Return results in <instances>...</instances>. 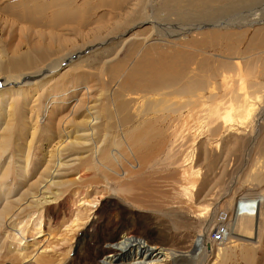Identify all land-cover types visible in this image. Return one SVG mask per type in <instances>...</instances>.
Instances as JSON below:
<instances>
[{"label": "rangeland", "instance_id": "374dc122", "mask_svg": "<svg viewBox=\"0 0 264 264\" xmlns=\"http://www.w3.org/2000/svg\"><path fill=\"white\" fill-rule=\"evenodd\" d=\"M66 1L72 2L74 6H83L85 14H89L86 15L85 22L78 20L66 25L50 24V16L56 11L53 0L0 1L1 53L10 55L15 49L26 51L38 46L45 48L47 45H53L55 49L64 48L63 52L50 57L42 67L43 72L50 70L51 63L61 64L69 58L81 56L75 65H65L55 73L39 72V74L30 75L31 73L28 72L23 74L24 78L34 77V80L30 79L28 85L22 83L19 84L20 86L11 84L7 86L14 87L13 90L18 92L17 96L14 92L0 88L5 95L0 92V264H22L15 256V252L8 249L10 245L15 246L18 242L13 230L19 222L22 223L21 226L25 225L23 228L26 239H31L33 236L34 224L38 221L41 222L40 231L42 233L36 242L37 245L39 243L38 247L47 248V264H87V256H95L91 249V246L95 245L93 244L95 233L108 241L115 238L113 242H109L112 246L117 245L121 241L120 238L125 235L134 238L135 241L145 243L149 247L172 249L180 254H185L193 249V241L199 234L198 231L205 232L209 228V233H211L219 226H215V224L209 226V222H205L203 217L198 216L203 213V207L212 204L210 207L212 209L215 205L214 219L218 222L217 219L222 214L228 213L231 218L229 212L234 211V206L227 208L223 205L224 201L231 200V197L235 196L232 199L234 202L243 196L246 199H261L263 196L262 199H264V187H262L264 184L256 188L255 181H253L254 167L260 166L258 162H261L262 158L257 154L248 156L245 149L234 155L236 150L242 148L241 142L245 144L244 147L248 144L247 141L244 143V139L240 140L241 136L246 138L249 131H244V134L241 135H236L234 132L227 135L222 132L223 130L221 133L219 131L214 134L213 126L209 128L198 126L199 128L195 127L190 132L188 131L189 133L185 130L184 138H180L176 146L173 147L174 154L172 155L177 158H174V163L179 165L166 169L162 168V162L165 163L167 155L166 145L156 135V130L145 132L137 139L143 141L142 146L131 148L130 144L131 150L128 151L124 146L126 144H122L120 140L115 142L111 133L98 129L95 130L92 139L89 138L86 142H81L83 146L66 152L62 162H66L68 168L62 170L60 176L55 177V185L50 188L47 196L48 200L54 197L55 202L45 205L41 210L33 206L25 209L32 197L39 195V189L42 188L43 183L48 181V179L41 178L48 166L46 153L64 138L65 140L68 138V141L71 142H74L75 139L85 141L82 140L83 135L77 134L73 124L69 123L64 127V123L67 121L65 116L72 110H76L77 113H85L90 108H95L98 112L104 111L106 108H113L111 100L113 93L118 90L117 78L109 79L103 72V68L115 64L113 59L115 61L125 60L128 47L132 45L133 41H128L121 49L116 48L113 53L112 49L115 48L116 39L124 33L127 36L134 33L139 35L146 33L150 28L148 22L153 20L155 29L152 31L150 41L152 44L154 42L161 44L163 43L161 40L169 41L166 33L178 32L180 28H183L182 26L193 24L191 21L195 19L192 14L184 13L177 17L178 13L159 11V0H122L120 7L115 5L116 9L112 10L105 6V2L107 3L108 0ZM239 2L237 6H228L230 8L225 9L227 11L219 18L213 16L214 21L218 22L219 20V23L230 22L229 24H232L243 18L248 19L256 13H259L260 18L264 19V0H242ZM24 3L27 4L23 6ZM17 4L21 5L17 11L20 16L23 11L27 12L25 11L26 7H36L35 16L39 20L33 21L29 18L30 13L28 12L26 19L17 20L7 8V6ZM231 7L233 8L231 9ZM218 13L215 14L216 17H218ZM128 15L130 16L129 23L123 24L121 19ZM193 22L199 23L198 20ZM119 23L122 26L118 30L113 29L112 33H103L97 39L98 41H91V37L89 38L93 32L99 31L100 28H106L104 26L116 28ZM64 26L68 28H64ZM256 26L239 43L238 48L241 50L239 55L231 56L227 52L220 53L223 50L219 49L218 53L215 52L216 59L223 61H227L226 57L233 58V61L238 59L242 65L244 61L241 57ZM158 31H163L165 35ZM235 31L237 29H234ZM53 35L56 38L63 39L65 37L68 39L66 48L58 42L57 44L53 43L56 39L52 38ZM191 35H185L184 41H190ZM103 43L107 45L100 46L98 49L95 47V45ZM92 47L95 49L86 54L82 53ZM92 51L94 53H91ZM87 57L89 58L87 59ZM257 77L251 82L258 84L255 87L260 88L257 96L262 94L261 100L264 104V77L260 75ZM74 87L79 90L74 91V94L68 92V89L72 91ZM246 87L247 84L243 89V91L246 89L244 92L246 96L255 93L253 89ZM86 88L89 89L88 94H86ZM2 99L7 100V103ZM58 99L64 104L60 105ZM52 100L55 101L52 107L56 108L53 110L56 118L54 122L39 124L37 121V125L34 126L36 119H41L45 105ZM3 103H5L6 109L8 108L4 112L2 110ZM95 144L97 146L107 145L110 150L121 155V158L129 160L136 158L142 161L144 166L131 179L116 180L110 172L104 175L101 171H83L82 157L86 156V150ZM77 157L80 158L76 160ZM117 157L120 158V156ZM184 159L188 160L187 164L183 163ZM146 161L150 163L145 164ZM154 162L158 164L151 166ZM116 165L114 164L115 167L110 165V167L119 172L129 169L128 167L119 168V166L116 168ZM190 165L194 173L198 172V177H192L191 173H187V171L190 172ZM76 174H85L82 185L69 183ZM192 186L194 189H191ZM200 186L203 187L202 191L196 197L195 190H199ZM184 188L191 191V194L183 192ZM248 188L250 189L248 190ZM249 191L250 193L254 191L255 194L254 192L250 194ZM81 200L91 204L87 205L89 210H81ZM10 217L14 218L8 221ZM77 217H80L79 220L76 219ZM105 224L109 226L105 228ZM18 227L20 226L18 225ZM208 238L210 239V234ZM238 238L242 241L246 240L242 237ZM263 241L264 239L258 246L261 248H257L258 250L256 249L253 253L254 258L256 256L254 264H264ZM223 244L210 243L209 248H211L212 256L209 264H222L217 258L218 250L224 248ZM239 245L240 243L237 246ZM115 248L117 249V247ZM206 249H199V253L197 249L192 261L179 258L175 264H204ZM129 261L128 259L127 262ZM226 261L223 264H245L237 255Z\"/></svg>", "mask_w": 264, "mask_h": 264}, {"label": "bare ground", "instance_id": "6f19581e", "mask_svg": "<svg viewBox=\"0 0 264 264\" xmlns=\"http://www.w3.org/2000/svg\"><path fill=\"white\" fill-rule=\"evenodd\" d=\"M239 1L242 0H159V11L165 10L167 11L166 13H178L179 16L177 17H180L184 13L187 15L192 14L195 16V19L191 21L193 24L182 26L183 28H180L178 32L172 31L166 33L169 41L161 40L163 42L161 44H155V42L152 44L150 41L152 31L155 29L153 20L148 22L150 28L147 29L146 33L140 35L134 33L130 36L124 33L119 37L117 36V43L115 48L112 49L113 53L116 48L121 49L128 41H133L132 45L128 47L125 60L115 61L113 59L115 64L103 68V72L109 79L117 78L118 90L113 93L111 100L113 108H106V110L101 112L96 111L95 108H90L85 113H77L76 110H72L65 116L67 121H65L64 127L69 123L73 124L77 130V134L83 135L82 140L85 141L75 139L74 142H71L68 141V138L67 140L64 138L58 141L46 153L48 166L41 178L48 179V181H45L42 188L39 189V195H34L31 202L26 206L24 205L25 209L33 206L41 210L45 205L55 202L56 199L54 197L48 200L47 196L49 195L50 188L55 185V177L60 176L62 170L68 168V165L65 164L66 162H62L66 152L70 149L76 150L77 147H81V142H86L89 138L92 139L95 130L98 129L111 133L115 142L116 140H120L122 144H126L124 146L128 151L131 148L142 146L143 141L137 139L145 132L156 130V135L166 145L167 155L165 163L162 162V168L166 169L167 167L179 165L174 163L175 157L172 155L174 154L173 147L176 146L180 138H184L183 132L185 130L190 132L195 127L199 128L202 126L209 128L213 126L212 132L214 134L219 133V131L221 133L222 130L227 135H230L232 132L236 133V135H241L242 133L244 134V131H249V135L246 138L243 136H241V140L238 138L240 141L244 139V143L247 141L248 144L246 143L247 145L244 147L243 145L245 144L241 142L242 148L236 150L234 155L241 153L242 149H245L248 156L257 154L261 157L262 161L258 162L260 166L254 167L253 181H255L256 188L264 184V104L261 100L262 94L257 96L259 94L258 89L260 88L255 87L258 84L251 82L259 75L264 77V19L260 18L261 15L259 13H256L248 19L243 18L241 21L233 22L232 24H229L230 22L219 23V20L218 22L214 21L215 18H219L221 14L227 11L225 9L230 8L228 6H237L240 3ZM121 2L122 0H108L107 3L105 2V6L112 10L116 9V6L120 7ZM53 3L56 11L50 16V24L60 23L66 25L78 20L85 22L86 15H89L85 14L83 6H74L72 2L66 0H53ZM26 4L24 3L23 6ZM20 6V4L10 5L7 8L17 20L26 19L27 12L30 13L29 18L33 21L39 20L35 16L36 7H26L25 11L27 12L23 11L20 16L19 12H17ZM87 12L90 13V11ZM216 13H218V17H216ZM129 19L130 16L128 15L122 18L121 21L123 24H127L129 23ZM197 20L198 24L193 22ZM145 21L147 22L148 19ZM143 23L145 22L143 21ZM121 26L122 24L120 23L116 28L104 26L106 28H100L99 31L93 32L89 38L91 37V41L97 40L103 33H112L113 29L118 30ZM254 26L256 27L249 37L247 47L241 57L244 61L242 65L238 59L234 61L233 58L228 57L225 58L227 61L216 59L215 52L218 53L219 49L223 50L220 53L227 52L231 56L239 55L241 53V50L238 48L239 43L246 38ZM64 28L68 27L64 26ZM234 29H237V31L234 32ZM160 33L165 35L163 31ZM187 34L192 35L190 41L186 42L184 41V36ZM52 38L56 37L53 35ZM90 39L89 42H91ZM57 42L66 48L69 40L65 39V37L63 39L58 37L54 39L53 43L57 44ZM103 45L107 44H98L95 47L98 49L100 46L103 47ZM93 47L86 49V51L84 50L82 53L86 54L90 52L95 49ZM105 48L103 49L105 50ZM64 50L61 47L55 49L53 45H47L45 48L38 46L36 48H29L26 51L15 49L10 55L0 52V88L14 92L17 96L18 92L13 90L14 87L7 86L10 84L20 86L22 83L28 85L30 83L29 80L34 77L24 78L23 74L28 72L31 73L30 75L39 74V72L45 74L55 73L65 65H75L81 59V56H79L69 58V60L61 64L51 63L49 65L50 70L43 72L42 67L49 61L50 57ZM91 53L94 52L92 51ZM245 54H248V56H245ZM8 55L9 57H7ZM23 79L25 81H22ZM246 84V88L253 89L255 93L246 96V93H244L246 89L243 91ZM77 90L79 88L74 87L72 91L68 89V92L70 91L74 94V91ZM88 90L86 88V94H88ZM0 92L4 95L1 90ZM2 101L7 103L5 99H2ZM58 101L60 105L64 104L60 99ZM54 102L52 100L45 105L42 110L41 119L37 118L34 126L37 125V121L39 124L54 122L56 119L53 112L56 108L52 107ZM5 103L2 105L3 112L8 109H6ZM86 154V156L82 157L81 161L83 171H101L104 175L110 172L116 180L131 179L144 166L143 162L136 158H133V160L121 158V155L116 151L110 150L107 145L97 146L95 144L86 150ZM117 156H120V158ZM79 158L77 157L76 160ZM144 163L149 164L150 162L146 161ZM183 163L187 164L188 160L184 159ZM114 164H117L116 168L119 166V168L125 169L128 167L129 169L119 172L117 169L110 167V165L114 166ZM157 164V162H154L151 166ZM176 168L178 167L176 166ZM189 170L190 172L186 171L187 173H191L192 177H198V172L194 173L191 165ZM84 179L85 174H76L69 183L82 185ZM202 188L200 186L199 190H195L196 197H198ZM191 189H194V186ZM183 192L188 193L189 190L184 188ZM253 192L250 193L249 191L250 194ZM189 194H191V191ZM233 197L235 198V196ZM233 197L231 198L233 199ZM262 198L246 199L243 196L239 199L236 198V202L232 199L224 201L223 205L227 208L233 205L234 211L229 212L231 218H229L228 213L220 215V218L217 219L218 222L214 219L216 215L215 205H213L212 209H210L212 204L203 207V213H200L198 216L200 218L203 217L205 222H209V226L213 224L219 226L216 227L215 231L212 228L213 231L211 233H209V228L205 232L202 230L198 231L199 234L196 235L193 241V249H190L185 254H180L172 249L149 247L147 244L135 241L134 238L125 235L120 238L121 241L117 245L112 246L109 242H113L115 238L108 241L95 233L93 239V244L95 245L91 246L95 256H87L86 262L87 264H175V261L179 258L192 261L197 249L199 253V249L207 248L204 264H209L212 256L211 248L209 247L212 242L217 245L224 243V248L218 250L217 258L222 264L226 260L235 258L236 255L245 264H254L256 256L254 258L253 253H255L254 251L261 245L264 239V199ZM82 201L80 203L81 210H89L87 206L89 203ZM12 218L14 217H10L8 221ZM79 218L77 217L76 219L79 220ZM21 225L22 223L19 222L13 230L15 239L18 241L17 244L15 246L10 245L8 249L15 252V256H17L22 264H47L48 250L47 248L38 247L39 243L37 245L36 242L42 233L40 231L41 222L38 221L34 224V233L31 239H26L23 228L25 225ZM108 226L105 224V228ZM221 230H224L221 241H213L211 236L210 239L208 238L209 234L211 235ZM100 231L104 232L103 230ZM238 237L245 238L246 240L242 241ZM35 242L36 244L34 245ZM103 243H105V246H103ZM239 243L240 245L237 246ZM28 250L30 251L27 252ZM128 259L130 260L129 262H127Z\"/></svg>", "mask_w": 264, "mask_h": 264}, {"label": "built area", "instance_id": "2783aa9c", "mask_svg": "<svg viewBox=\"0 0 264 264\" xmlns=\"http://www.w3.org/2000/svg\"><path fill=\"white\" fill-rule=\"evenodd\" d=\"M224 232V230H221L220 232H215V233H212L210 236H211V239L213 241H221L222 239V233Z\"/></svg>", "mask_w": 264, "mask_h": 264}]
</instances>
